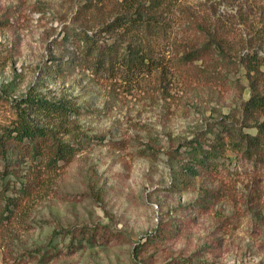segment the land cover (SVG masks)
<instances>
[{"label": "rangeland", "instance_id": "obj_1", "mask_svg": "<svg viewBox=\"0 0 264 264\" xmlns=\"http://www.w3.org/2000/svg\"><path fill=\"white\" fill-rule=\"evenodd\" d=\"M84 1L0 0V95L80 110L63 135L79 144L69 162L0 156V264H264V152L247 155L223 128L255 135L264 119L244 114L256 73L242 58L264 57V0H177L150 73L126 81L87 67L66 39L96 23L76 14ZM192 18L223 48L183 63ZM9 102L0 126L13 120ZM200 137L217 138L218 155L188 176L180 144ZM73 227L85 233H62Z\"/></svg>", "mask_w": 264, "mask_h": 264}, {"label": "trees", "instance_id": "obj_2", "mask_svg": "<svg viewBox=\"0 0 264 264\" xmlns=\"http://www.w3.org/2000/svg\"><path fill=\"white\" fill-rule=\"evenodd\" d=\"M177 7V0H85L76 10V14L80 18L87 17L89 21L94 19L96 23L73 24L74 27L65 36L81 47V59L87 67L102 69L126 81L150 73L153 48L161 45L168 37L170 22L171 27L177 25ZM191 23L189 35L193 39L185 41L186 47L182 49L180 57L183 63L203 59L209 51L223 48L205 24L193 18ZM102 33L113 35L101 40ZM204 33L208 36L203 41L201 34ZM242 58L247 70L256 73L249 76L252 93L243 103L244 114L249 119L264 110V91L258 88L257 80V74H261L258 67L264 64V57L246 52ZM4 97L0 95V100L9 102ZM9 104L14 116L8 125L0 126L1 157L15 152L21 159L54 169L60 163L69 162L76 155L78 142L64 140L63 135L71 134L74 130L69 123L73 122L71 117L80 112L79 108L72 106L66 99L51 100L32 91L19 99H13ZM255 127V135L239 134L237 138L229 125H223L224 130L229 132L227 137L234 141L237 148H244L247 155L264 152V119L257 121ZM209 139L210 137H200L180 144V147L185 148L181 151L184 154L179 152V155L188 157L184 169L186 175L194 176L197 167L203 168L218 155V142L215 141L219 140L214 138L207 145L202 142ZM85 230V227H73L63 230L62 233L71 234L73 238L77 234L83 235Z\"/></svg>", "mask_w": 264, "mask_h": 264}]
</instances>
